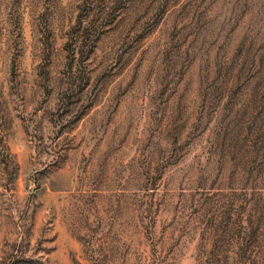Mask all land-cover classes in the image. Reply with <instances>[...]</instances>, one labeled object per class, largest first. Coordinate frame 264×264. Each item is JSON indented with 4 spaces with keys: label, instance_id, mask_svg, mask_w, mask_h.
<instances>
[{
    "label": "rangeland",
    "instance_id": "obj_1",
    "mask_svg": "<svg viewBox=\"0 0 264 264\" xmlns=\"http://www.w3.org/2000/svg\"><path fill=\"white\" fill-rule=\"evenodd\" d=\"M0 264H264V0H0Z\"/></svg>",
    "mask_w": 264,
    "mask_h": 264
}]
</instances>
